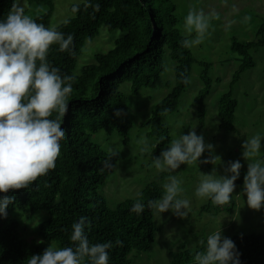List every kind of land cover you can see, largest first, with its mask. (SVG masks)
<instances>
[{
    "label": "trees",
    "instance_id": "obj_1",
    "mask_svg": "<svg viewBox=\"0 0 264 264\" xmlns=\"http://www.w3.org/2000/svg\"><path fill=\"white\" fill-rule=\"evenodd\" d=\"M28 1L48 6L47 13L39 16L37 22L51 27L55 0ZM12 3L13 0H0V19L6 18ZM75 6L78 10L73 11ZM70 10L73 17L55 27L65 37L72 35L70 50L61 52L59 45H53L48 55L50 65L58 68L62 76L75 77L70 81L73 92L67 99L68 111L63 116L54 112L50 117L58 119L66 130L61 156L55 169L38 178L29 188L7 193L15 199L7 209V217H0V264H28L31 255L42 254L49 246H73L70 239L72 225L81 217L90 222L87 229L90 243L112 242L109 264H132L129 256L134 251L149 252L156 241L155 209L149 207L148 202L162 199V183L174 172H163L159 181L149 184L137 198L111 208L100 191L122 157L102 150L93 141V136L104 130L108 134L118 133L125 145L130 142L133 125L127 119V97L120 88L124 83H131L132 93L137 95L143 88L163 86L165 58L169 54L176 64V84L145 126L150 127L149 136L157 140L156 152L171 143L170 130L163 118L179 109L196 63L191 49L183 45L186 37L178 28L177 6L173 0H86L71 6ZM103 26L111 31L121 29L125 35L116 40L114 48L96 54L95 63L84 65L76 74L86 43L93 41ZM257 37L258 41L250 42L233 39L232 51L241 57V64L234 74L231 90L220 101L222 129H235L238 101L234 98L233 87L246 70L256 66L251 50L264 46V22ZM204 65L206 68L201 77L204 87L194 103L201 126L205 125L207 117L205 100L213 87L210 64ZM118 109L123 110L119 118L115 115ZM110 157L113 166L105 167V161ZM245 174L236 181V192L230 203L216 205L209 200L203 211L210 212L213 206L217 210L225 206L227 212L232 213L237 206V189L243 187ZM138 201L145 205L139 215L131 211ZM16 211L29 216L47 213L39 226L42 241L23 236L20 223L13 218ZM232 240L241 253L242 264H264V232L238 234ZM204 250L205 245L192 251L182 243L179 251L173 253L171 264H196V255ZM85 262L87 264V258Z\"/></svg>",
    "mask_w": 264,
    "mask_h": 264
},
{
    "label": "rangeland",
    "instance_id": "obj_2",
    "mask_svg": "<svg viewBox=\"0 0 264 264\" xmlns=\"http://www.w3.org/2000/svg\"><path fill=\"white\" fill-rule=\"evenodd\" d=\"M85 1L55 0L51 27H57L73 17L71 6ZM23 2L28 14H34L35 9L41 5L48 11L45 4L30 3L28 0ZM173 2L177 6L178 28L184 37H186L183 28L184 18L189 11L203 10L211 16V20L203 41L190 48L196 63L193 65L189 88L181 97L179 109L173 114H166L163 121L170 130L171 141L179 134H187L195 128L198 135L204 136L206 144L214 146L211 155L221 157V163L218 165L201 163L199 167L181 165L180 169L174 172L173 175L182 180L184 197L191 200V211L187 218H180L171 211L161 215L155 210L156 241L149 252L134 251L129 256L132 264H171L173 253L179 251L182 243H186L188 249L196 251L204 245L201 241H206L209 234L221 229L223 235L231 239L238 234L264 232V208L259 211L250 209L246 203L247 197L242 192L243 187L237 189V206L232 213H228L225 206L219 210L213 206L210 212H205L203 207L210 199H201L195 195L201 172L210 174L215 168L218 175H224L228 162L236 160H240L243 165L241 175L246 172L247 162L242 156V144L257 134L264 136V46L251 50L256 66L246 70L233 87L234 98L238 101L235 129L233 131L222 129L219 116L220 101L223 95L231 90L234 74L241 64V57L232 51L233 39L236 38L240 42L258 41L257 33L264 22V0H173ZM124 35L125 32L121 29L111 31L107 26H103L99 35L86 43L78 60L76 74L81 72L84 65L95 63L96 54L107 53L114 48L116 40ZM204 64H210L209 76L213 80V87L205 100L207 117L205 125L201 126L194 103L204 87L201 78L206 68ZM175 65L167 54L166 70L162 76L164 84L159 88H143L135 95L132 93L131 83L122 84L120 90L126 95L129 107L127 119L133 125L130 142L127 145L123 143V138L118 133L108 134L103 130L93 136V141L102 150L108 153L115 151L122 157L108 183L100 191L111 208H116L128 199L137 198L149 184L159 181L160 174L163 173L154 167L153 158L159 157L170 143L160 152L153 149L149 155L141 152L140 141L146 139L149 144L157 145V140L149 136L150 127H146L145 124L175 86ZM208 158L210 153L205 151L200 159ZM256 159H264V148ZM168 177L162 184L168 181ZM47 216L45 211L36 216L16 211L13 218L20 223L25 238L42 241L39 226Z\"/></svg>",
    "mask_w": 264,
    "mask_h": 264
},
{
    "label": "clouds",
    "instance_id": "obj_3",
    "mask_svg": "<svg viewBox=\"0 0 264 264\" xmlns=\"http://www.w3.org/2000/svg\"><path fill=\"white\" fill-rule=\"evenodd\" d=\"M78 10V6L73 11ZM47 9L42 5L28 14L23 0H13L6 18L0 19V217H7V209L15 199L7 195L10 190L27 189L38 178L55 169L61 156L62 141L66 130L53 113L63 116L68 111V97L73 92V76H62L58 68L48 61L49 50L59 45L61 52L69 51L72 35H65L55 27H46L37 22ZM211 16L203 10H191L184 18L186 38L183 45L192 48L199 45L210 27ZM192 37V38H187ZM123 110L115 112L121 117ZM141 152L152 154L157 145L140 141ZM243 159L247 171L243 179V195L250 209L264 208V159H256L264 148V136L257 134L243 144ZM214 146L206 144L204 136L195 128L187 134H179L159 157L153 158L154 167L161 172L173 173L181 165L211 163L218 165L221 157L211 155ZM208 151L210 158H200ZM112 156H116L115 151ZM219 162V163H218ZM111 157L105 167H112ZM243 165L240 160L228 162L224 175L215 168L210 174L201 172L195 195L210 199L216 205L231 202L236 192V181L240 179ZM164 195L159 201H149V207L159 214L171 211L175 216L187 218L191 211V200L184 197L182 180L170 175L162 185ZM145 205L136 202L131 211L143 213ZM90 222L81 217L73 223L70 239L73 246L55 248L49 246L42 254L31 255L28 264H109L112 242L92 244L87 235ZM119 243V242H117ZM205 250L195 257L196 264H242L241 253L235 242L220 231L201 241Z\"/></svg>",
    "mask_w": 264,
    "mask_h": 264
}]
</instances>
